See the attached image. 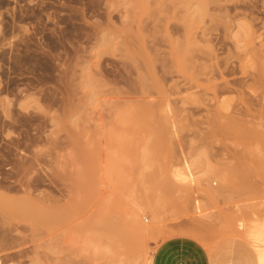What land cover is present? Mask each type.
<instances>
[{
    "label": "rangeland",
    "instance_id": "1",
    "mask_svg": "<svg viewBox=\"0 0 264 264\" xmlns=\"http://www.w3.org/2000/svg\"><path fill=\"white\" fill-rule=\"evenodd\" d=\"M262 5L0 0V264H264Z\"/></svg>",
    "mask_w": 264,
    "mask_h": 264
},
{
    "label": "bare ground",
    "instance_id": "2",
    "mask_svg": "<svg viewBox=\"0 0 264 264\" xmlns=\"http://www.w3.org/2000/svg\"><path fill=\"white\" fill-rule=\"evenodd\" d=\"M211 0H202V3H204V5H205V7H204V11H206V13H208L207 12V10H208V8H207V6H208V3L210 2ZM213 2H216V1H218V0H212ZM124 2H125V4L129 7V8H131V9H133V11H134V9L135 8H138V7H142L143 9L145 8V0H124ZM223 2V1H222ZM221 2V3H222ZM212 3V2H211ZM224 3V2H223ZM219 4V3H218ZM224 5V4H223ZM201 6V5H200ZM200 6H198V7H200ZM226 6V5H225ZM232 6V5H231ZM262 6H264V5H262ZM202 7V6H201ZM221 7V6H220ZM236 7V6H235ZM241 7V6H240ZM250 7V6H249ZM203 8V7H202ZM217 8H218V6H217ZM222 8V7H221ZM242 8V7H241ZM245 8V7H244ZM247 8V7H246ZM228 9V8H227ZM235 9V8H234ZM233 9V10H234ZM247 9H250V8H247ZM246 9V10H247ZM129 10V9H128ZM142 10V9H141ZM213 10V9H212ZM223 10V9H222ZM262 10H264V9H262ZM132 11V10H131ZM218 11V10H217ZM139 12V11H138ZM225 12V11H224ZM236 12V11H235ZM245 12V11H244ZM250 12L252 13V12H254V11H251L250 10ZM144 13V12H143ZM221 14V13H220ZM219 14V15H220ZM224 15L226 14V13H223ZM131 15L133 16V15H136V13H134L133 12V14H131L130 13V17H131ZM206 15V14H205ZM238 14H236V16H237ZM243 16H244V14H242ZM246 15V14H245ZM215 16V15H214ZM134 17V16H133ZM133 17H131V18H133ZM218 17V16H217ZM228 17H229V14H228ZM239 17V16H238ZM256 17V16H255ZM225 18V17H224ZM245 18V17H244ZM231 18L229 17V20H230ZM234 19V18H233ZM252 19H254V18H252ZM213 20V19H212ZM249 20V19H248ZM248 20H246V19H244V21L243 22H240V23H238V25L237 26H239V28H241V29H243L246 33L248 32V34H254L255 32H256V30H253V28H254V26L253 27H251L252 26V24L254 25V23H252V21H248ZM258 20V19H257ZM250 22V23H249ZM255 22V21H254ZM237 23V22H236ZM261 25V24H260ZM257 26V25H256ZM205 29H207V28H205ZM258 29V28H257ZM206 35H207V32H206ZM192 36V35H191ZM260 36V35H259ZM255 37H257V36H255ZM194 38H195V36H194ZM208 38V37H207ZM259 38V37H258ZM193 39V38H192ZM203 39V38H202ZM206 39V38H205ZM257 39V38H256ZM260 39H262V38H260ZM259 39V40H260ZM186 40V39H185ZM198 40V39H197ZM201 40V39H200ZM211 40V39H210ZM192 41V40H191ZM209 41V40H208ZM254 41H255V39H254ZM262 41V40H261ZM187 42H188V40H187ZM187 42H186V44H187ZM247 42V41H246ZM177 43V42H176ZM180 43V42H179ZM185 44V43H184ZM191 44V43H190ZM249 44V43H248ZM189 45V44H188ZM253 45H254V43H253ZM256 45V44H255ZM181 46V45H180ZM251 46H252V44H251ZM179 47V46H178ZM183 47V46H182ZM190 47V46H189ZM192 48V47H191ZM256 48V47H255ZM250 49H254V47H252V48H250ZM198 50V49H197ZM213 50V49H212ZM211 50V51H212ZM206 51V50H205ZM258 51V50H257ZM262 51H264V50H262ZM251 53V52H250ZM258 53V52H257ZM190 54V53H189ZM210 54V53H209ZM212 54V53H211ZM256 54V53H255ZM262 54H264V53H262ZM192 55V54H191ZM194 55V54H193ZM208 55V54H207ZM213 55V54H212ZM251 55V54H250ZM202 56V55H201ZM193 56H191V58H192ZM261 57H262V55H261ZM190 58V59H191ZM202 58V57H201ZM207 58V57H206ZM257 58H259V57H257ZM205 59V58H204ZM254 59V58H253ZM262 59H264V58H262ZM193 60V59H192ZM261 60V59H260ZM207 61V60H206ZM211 61V60H210ZM262 61V60H261ZM195 62V61H194ZM211 63H212V61H211ZM217 63L218 62H216V65H217ZM207 64V63H206ZM191 65V64H190ZM200 66V65H199ZM223 66V65H222ZM229 66V65H228ZM188 68V67H187ZM186 68V69H187ZM192 68H194V67H192ZM231 68V67H230ZM229 68V69H230ZM199 69V68H198ZM218 69V68H217ZM225 69V68H224ZM214 70V69H213ZM221 70V69H220ZM188 71V70H187ZM222 71V70H221ZM197 72V71H196ZM195 72V73H196ZM233 72V71H232ZM219 73V72H218ZM231 73V72H230ZM197 74V73H196ZM212 74H215V73H213L212 72ZM225 74V73H224ZM192 75V74H191ZM206 75V74H205ZM217 75V74H216ZM209 76H211V75H209ZM198 77V76H197ZM208 77V76H207ZM144 78H145V76H144ZM190 78V77H189ZM213 78V77H212ZM208 79V78H207ZM210 79V78H209ZM143 81V80H142ZM191 81V80H190ZM210 82H212L211 80H209ZM144 82H145V80H144ZM144 82H143V85H144ZM230 82V81H229ZM188 83V82H187ZM237 83V82H236ZM218 84V83H217ZM225 84V83H224ZM231 84V83H230ZM141 85H142V83H141ZM142 85V86H143ZM212 85V84H211ZM210 85V86H211ZM213 86V85H212ZM229 87V86H228ZM143 88H145V87H143ZM214 88V87H213ZM145 95V94H144ZM129 111H138V112H141V113H145V102L143 103V104H139L138 106H136V107H133V108H131V109H128ZM250 121V120H249ZM247 123H249L248 121H247ZM251 124V123H250ZM255 124V123H254ZM256 125V124H255ZM258 125V124H257ZM255 128H256V126H255ZM191 165V163L188 165H186V171H181V170H179L177 173H180V174H177V176L179 177V180H181L180 178H182V180H188V179H190V178H192L191 177V175H192V172H191V167L192 166H190ZM232 165V164H231ZM231 165H229V166H231ZM227 166V165H226ZM233 167V166H232ZM184 168V169H185ZM213 168V167H212ZM224 167H222V169H223ZM235 168V167H234ZM237 168V167H236ZM235 168V169H236ZM240 169V168H239ZM247 170H249L248 169V167L246 168ZM233 170V169H232ZM228 171V172H230V173H234L233 171ZM237 170H238V168H237ZM247 170H246V172H247ZM214 172V171H213ZM221 172V171H220ZM242 172V171H241ZM250 172V171H249ZM216 173H218V170L216 171ZM225 173H226V171H225ZM230 173H228V174H230ZM235 173H236V171H235ZM242 173H245V172H242ZM242 173H240V174H242ZM215 174V173H214ZM221 174V173H220ZM227 174V176L225 177V176H223V178H225V180L230 176V178H231V176H234V174H232V175H228ZM239 174V173H238ZM223 175V174H222ZM248 175V174H247ZM219 176V175H218ZM221 176V175H220ZM245 176H246V174H245ZM236 177V176H235ZM240 177H242L241 175H240ZM222 178V177H221ZM233 179H234V177H233ZM224 180V179H223ZM227 180H229V178L227 179ZM236 180V179H235ZM234 180V181H235ZM183 181V182H184ZM222 181V180H221ZM180 182V181H179ZM186 182H188V181H186ZM192 182H193V180H192ZM223 182V181H222ZM229 182V181H228ZM231 182H232V180H231ZM156 183V182H155ZM182 183V182H181ZM230 183V182H229ZM185 184V183H184ZM194 184V183H193ZM232 184H233V182H232ZM231 184V185H232ZM149 185V184H148ZM152 186H157L156 184H151ZM186 185V184H185ZM223 185V184H222ZM150 186V185H149ZM180 186H182L181 184H180ZM189 186V185H188ZM191 186V185H190ZM230 186V185H229ZM151 187V186H150ZM187 187V186H186ZM223 188V187H222ZM227 188V187H226ZM142 189V188H141ZM181 189H182V187H181ZM186 189V188H185ZM190 189H192V187L191 188H187V190H190ZM182 190H184V186H183V189ZM209 190V189H208ZM224 190H225V188H224ZM141 192H142V190H140ZM152 191V190H151ZM156 191V190H155ZM154 191V193L155 194H157L158 193V191L157 192H155ZM221 191V190H220ZM148 192V191H147ZM147 192L145 193V194H147ZM153 192V191H152ZM182 192V191H181ZM186 192H188V191H186ZM215 192V191H214ZM153 193V194H154ZM223 193V192H222ZM262 193V192H261ZM151 194V193H150ZM149 193H148V195H150ZM216 194V193H215ZM214 195V194H213ZM212 195V196H213ZM159 196V195H158ZM209 197V196H208ZM210 198V197H209ZM157 199H159V198H157ZM159 202V201H158ZM163 203V202H162ZM155 205V204H154ZM0 206H1V198H0ZM158 206V205H157ZM156 207V206H155ZM154 207V208H155ZM157 209H159V206H158V208ZM158 211V210H157ZM156 211V212H157ZM135 218H136V214L134 213V215H133ZM132 216V218H134ZM132 220H138V218H136V219H132ZM262 224V223H261ZM257 226V225H256ZM258 227V226H257ZM256 227V228H257ZM262 228V227H261ZM256 231V230H255ZM262 231H264V230H262ZM249 232V231H248ZM261 233V232H260ZM252 235L256 238V239H260V238H257L258 237V235H260L259 234V232L257 233H255V232H253L252 233ZM259 237H264V236H259ZM255 240V239H254ZM257 241V240H256ZM262 241H264V238H262ZM261 242V241H260Z\"/></svg>",
    "mask_w": 264,
    "mask_h": 264
},
{
    "label": "crops",
    "instance_id": "3",
    "mask_svg": "<svg viewBox=\"0 0 264 264\" xmlns=\"http://www.w3.org/2000/svg\"><path fill=\"white\" fill-rule=\"evenodd\" d=\"M175 254L174 255H155L154 262L159 264H207L206 253L203 251L199 256L194 254L191 247L186 243L174 244ZM191 251V253H189Z\"/></svg>",
    "mask_w": 264,
    "mask_h": 264
}]
</instances>
